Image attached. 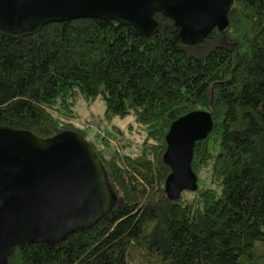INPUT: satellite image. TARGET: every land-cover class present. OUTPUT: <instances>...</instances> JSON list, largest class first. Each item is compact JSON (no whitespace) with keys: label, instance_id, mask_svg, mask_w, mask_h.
<instances>
[{"label":"trees","instance_id":"1","mask_svg":"<svg viewBox=\"0 0 264 264\" xmlns=\"http://www.w3.org/2000/svg\"><path fill=\"white\" fill-rule=\"evenodd\" d=\"M154 18L152 37L93 19L0 30V127L80 135L118 200L93 227L16 248L8 264H264V0H234L229 28L198 46ZM97 100L109 124L133 121L78 126L77 104ZM196 112L213 120L194 148L198 188L173 200L166 138Z\"/></svg>","mask_w":264,"mask_h":264},{"label":"water","instance_id":"2","mask_svg":"<svg viewBox=\"0 0 264 264\" xmlns=\"http://www.w3.org/2000/svg\"><path fill=\"white\" fill-rule=\"evenodd\" d=\"M234 0H0V30L22 35L52 23L80 19L113 21L152 37L155 15L171 19L188 46L226 30ZM213 129L210 114L196 112L175 122L167 135L165 191L173 200L196 192L194 148ZM118 200L100 159L76 133L51 139L0 127V264L16 248L55 246L110 214Z\"/></svg>","mask_w":264,"mask_h":264},{"label":"rangeland","instance_id":"3","mask_svg":"<svg viewBox=\"0 0 264 264\" xmlns=\"http://www.w3.org/2000/svg\"><path fill=\"white\" fill-rule=\"evenodd\" d=\"M75 111L78 115V121H77L78 126L80 127L82 126L84 128L85 126L94 123H99L102 120L104 122L103 127L108 133H111L112 126H116L120 129L121 128L125 129V127L133 121L131 117L125 120L112 119L111 124H109L104 116L105 105L101 100H97L95 103H93L90 106L84 102H79L77 104ZM202 181L200 180V185L202 184Z\"/></svg>","mask_w":264,"mask_h":264}]
</instances>
